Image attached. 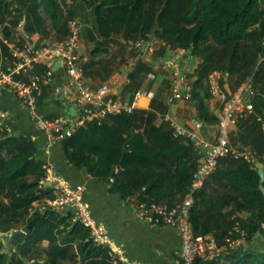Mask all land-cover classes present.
Wrapping results in <instances>:
<instances>
[{"label": "trees", "instance_id": "trees-1", "mask_svg": "<svg viewBox=\"0 0 264 264\" xmlns=\"http://www.w3.org/2000/svg\"><path fill=\"white\" fill-rule=\"evenodd\" d=\"M52 1L59 5L69 0ZM82 1L94 9L103 40L119 34L132 43L160 40L175 50H185L187 56L201 58L199 75L192 85V99L199 100L200 117L205 122L219 123L205 103L210 98L208 92L203 95L196 92L198 86L203 89L204 79H209L210 73L237 74L240 83L252 81L256 92L255 112L239 123L243 121L242 138L255 152L256 163L233 156L223 158L192 210L195 232H212L221 245L235 225L232 217L237 212L249 213L247 223L238 220L247 234L245 242H250L264 231V193L259 175V166L264 164V117L261 116L264 115V0H160V12L153 6L154 0ZM60 16L63 17L62 11ZM74 16L69 10L65 19ZM142 72L151 70L138 61L130 74L128 92L140 90ZM158 102L161 108L156 107ZM166 113L167 106L154 99L150 111L111 116L103 122L77 128L71 137L61 141L67 161L77 169H88L99 180L111 183L114 178L112 191L124 199L145 189L141 201L167 202L176 195L181 200L193 186L201 154L193 142L174 136L171 124L162 121ZM44 163L32 137L14 136L0 129V193L7 200L0 202L1 233H9L19 225L18 219L5 221V214L23 210L26 215L35 202L52 197L49 184L46 189L41 187L47 176ZM221 164L225 165L222 169ZM116 168L120 169L119 173L115 172ZM211 180L217 188L213 189ZM209 186L226 194L217 200L206 199ZM226 213L230 214L229 219ZM72 218L69 210L36 212L24 224L28 236L23 244L7 248L0 241V264H25L26 257L43 241L48 242L45 264H61L65 259L73 264H122L115 263L110 248L95 244L90 230L74 224ZM239 237L235 234L233 240ZM75 243L77 247L73 248ZM206 264H264V250L243 244L240 248L227 249L218 260Z\"/></svg>", "mask_w": 264, "mask_h": 264}, {"label": "crops", "instance_id": "crops-1", "mask_svg": "<svg viewBox=\"0 0 264 264\" xmlns=\"http://www.w3.org/2000/svg\"><path fill=\"white\" fill-rule=\"evenodd\" d=\"M44 3L43 0L41 2L0 0V23L4 26L5 37L9 44L15 43L18 39L29 38L39 45H44L61 39L67 33V25L64 29L62 28L63 20L60 11L53 12L51 5ZM68 7L82 25V61L86 78L91 86L98 88L109 84L116 98L133 102L137 92H128L127 87L130 84V74L135 70L137 62L141 61L149 66L151 72L140 74L144 80L139 91L154 92L155 98L167 106V113L162 121L194 129L191 121L193 119L202 120L192 117L196 112L200 113L195 101L193 104H191L192 100L177 101L173 104L168 102L172 89V78L170 72L164 68V63L178 50L160 40H153L138 49L136 58L124 60L125 58L119 54L121 53L120 46L110 41L114 36L109 40H103L101 37L93 8L87 6L82 0L76 3L69 0ZM14 11L16 15H13ZM118 41L122 44L127 43L122 35ZM135 61L136 64L133 65ZM201 65L202 59L199 57L185 56L183 61L185 73L192 77L198 73ZM222 74V86L228 93H234L245 83L239 82L237 74L231 76ZM67 79L66 71L59 69L53 80L43 85V96L40 101L41 114L49 118L60 116L69 118L68 105L73 106V101L67 90ZM167 80L170 81L169 87H166ZM228 82H231V90L228 89ZM190 86L193 91V86L191 84ZM153 100L148 97L138 99L137 110L150 111ZM207 103L209 113L215 115L220 122L222 110L219 111L217 106L222 107V105L218 99L211 97ZM0 122L3 123L4 129L14 136L32 137L37 145L39 158L45 162L43 168L46 170V179L48 178L46 166L51 164L56 174L69 185L85 187V201L89 204L93 218L105 225L112 246L119 247L125 257L142 264H181L182 238L180 232L165 225L144 223L136 218V208L141 202V195L145 189L124 199L121 194L112 191V182L95 178L86 168L73 167L67 161L61 142L49 144L48 136L30 120L26 107L8 88H0ZM203 122L205 125L209 123ZM198 135L199 138L194 145L202 157L203 151L212 142L205 127ZM217 187L218 185L213 184V189ZM179 200L180 195H176L173 198L170 197L167 202L175 204ZM52 210L61 212L56 209ZM236 214L241 219L250 220V214L247 212ZM212 231H217V229ZM59 244L62 245V242ZM244 244L250 249L264 250V231L257 233L250 242H244ZM42 247L47 248L48 242L43 241ZM76 247L75 243L74 248Z\"/></svg>", "mask_w": 264, "mask_h": 264}, {"label": "built area", "instance_id": "built-area-1", "mask_svg": "<svg viewBox=\"0 0 264 264\" xmlns=\"http://www.w3.org/2000/svg\"><path fill=\"white\" fill-rule=\"evenodd\" d=\"M16 15V12H13ZM136 48L143 46L142 42H128ZM188 52L179 49L164 63V68L170 72L172 89L168 102L190 101L193 91L189 77L184 71L183 61ZM136 64V61L133 65ZM63 69L68 75L67 90L72 98L73 106L78 113L73 118L60 116L49 118L40 113V101L43 96V85L53 80L57 71ZM222 72L214 71L210 74L208 85L212 96L222 105V117L219 122V133L216 140L203 151L200 164L194 174L193 186L188 193L175 204L167 202L141 201L136 208V218L141 222L153 225H165L177 229L182 238L181 264H197L218 260L229 248H240L245 241L246 232L242 229L238 215L232 219L235 225L229 232L228 240L221 245L213 233L197 234L192 224V210L199 193L204 189L209 177L219 168L223 158L233 156L247 162L256 163L252 151L240 152L231 143V134L239 121L254 114L255 90L252 81L240 86L234 93H228L221 82ZM0 88H8L26 107L30 120L49 138V144L69 138L77 128L93 122H103L111 116L132 115L137 111L138 99L155 98L154 92L138 91L135 100L116 98L111 85L104 84L94 88L88 82L82 61V25L76 18H70L67 24V33L61 38L39 45L29 38L18 39L9 44L5 37V29L0 23ZM194 129H188L176 123L171 127L174 136L185 138L195 143L199 132L204 129L205 123L199 119L191 121ZM0 129L4 125L0 122ZM264 129V125H263ZM264 165V164H263ZM50 177L42 182L43 189L49 188L54 199H48L51 209L61 212L69 210L73 213L74 224H81L90 230L95 244L110 248L115 263L142 264L125 257L118 247H113L109 240L104 224L96 221L85 201V187H73L61 176L57 175L51 164L46 166ZM120 169L116 168V173ZM50 182V183H48ZM114 183L115 179L112 178ZM264 229V223L262 225ZM235 234L240 235L233 240Z\"/></svg>", "mask_w": 264, "mask_h": 264}, {"label": "rangeland", "instance_id": "rangeland-1", "mask_svg": "<svg viewBox=\"0 0 264 264\" xmlns=\"http://www.w3.org/2000/svg\"><path fill=\"white\" fill-rule=\"evenodd\" d=\"M37 1L38 2H41V0H37ZM43 1H45L44 4L51 5V7L53 8V12L56 11V10L62 11V14H63V17H62V20H63L62 21V23H63L62 28L64 29L65 26H66V24H67L66 23L67 20L65 19V16H68V11H69L68 3L67 4H63V3L61 4V3H59V5H57V3H55V1H51V0H43ZM49 3H51V4H49ZM153 6L154 7L155 6L157 7V11L158 12L161 11L162 6L160 4V0H154L153 1ZM120 37H121V34L115 35L114 38L111 39L110 41H113L114 43H116V44H118L120 46L121 53H119V54L122 55V57L125 58L124 60H128L129 58L131 60H133L134 58L137 57L138 52H139L138 49H140V48H135L133 45L129 44L128 42L127 43L125 42V44H122L120 41H118V39ZM142 43L144 45V42H142ZM198 75L199 74L196 73L194 77L188 76L189 77V83L191 85L194 84L195 78ZM208 80L209 79H207V78L204 79L203 89L201 90V88L198 86L196 88V92H201L202 94H203V92H208V94L210 95V98H209V100H210L211 97H213V96H212L210 87H209V85L207 83ZM167 82L168 83H167L166 87H169L168 85H169V82L170 81L167 80ZM228 89L231 90V82H228ZM194 101L198 105L199 100L192 99L191 104H193ZM205 103L208 105L207 102H205ZM159 104L160 103L158 102L157 105H156L157 108H161L160 107L161 105H159ZM191 104H189V105H191ZM217 107H218L219 111H221L223 109L220 105H218ZM261 116L264 117V115H261ZM192 117L201 118L200 117V113H198V112H196V114H194ZM242 123H243V121L238 124L237 129L234 132H232V134H231V143H232V146L236 150H238L240 152H243V151H246V150L252 151L250 149L251 147L247 146L245 144V141L242 138L243 135H244L243 134V129L241 127V125H243ZM263 125H264V122H263ZM205 130H206L207 135L210 138V141L213 143L216 140L215 137H217L218 136V133H219V123L209 122L207 125H205ZM263 132H264V130H263ZM198 153H199V150H198ZM253 154L255 155V157H257L256 154H255V152H253ZM224 167H225V165H222L221 164L220 168L222 169ZM48 177H50V173H48ZM210 182H211V184H214V181L213 180H211ZM210 182H209V184H210ZM206 189H207V192L205 193V197H204L206 199L213 198V199L217 200L218 198H222L226 194L225 191L222 190V189L213 190L212 188H210V186L207 187ZM51 196H52L51 198L50 197L49 198H45L44 199L45 201L42 200V201H39V202H35L33 204V206L29 209V213L26 214V215L24 214V211L23 210L19 211L17 214L14 213V212H10V213L5 214L4 217H3L5 219V221L11 219L10 220V222H11L14 219H18L19 220V225H18L17 229L12 230L9 233H1L0 232V241H2L4 243V239L8 238L9 234H11V233H13V232H15L17 230L25 231L24 224L27 222L28 219H30L32 217V215H34L36 212L42 213V212H44V211H46V210H48L50 208L49 205H48V202H46V201L48 199H54V196H53V193L52 192H51ZM2 201H7V200L4 197V194L0 193V202H2ZM8 203L10 204L9 201H8ZM226 218H228V219L230 218V214L229 213H226ZM224 220H225V218H224ZM242 221L245 222V223L248 222L245 219H242ZM217 225L220 227V223L219 222H217ZM227 240H228V237L225 238V241L222 244H225L227 242ZM47 250H48V248H43L42 247V244L41 243H38L36 245L35 251L31 255H29V256L26 257V261H25L26 263L25 264H45V262L47 261ZM60 262H61V264H73L72 261L67 260V259L61 260Z\"/></svg>", "mask_w": 264, "mask_h": 264}, {"label": "water", "instance_id": "water-1", "mask_svg": "<svg viewBox=\"0 0 264 264\" xmlns=\"http://www.w3.org/2000/svg\"><path fill=\"white\" fill-rule=\"evenodd\" d=\"M191 52V51H190ZM69 106V112L70 116L69 118H73L77 115L78 111L77 109L72 106L71 104ZM259 175L261 177V190L264 193V165L259 166ZM28 234L26 231L17 230L11 234H9L8 238L4 239V244L7 248H14L17 247L20 244H23L27 238Z\"/></svg>", "mask_w": 264, "mask_h": 264}]
</instances>
